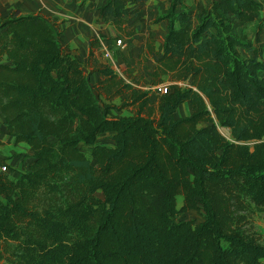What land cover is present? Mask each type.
<instances>
[{
  "label": "trees",
  "instance_id": "1",
  "mask_svg": "<svg viewBox=\"0 0 264 264\" xmlns=\"http://www.w3.org/2000/svg\"><path fill=\"white\" fill-rule=\"evenodd\" d=\"M145 1L105 0L99 13L131 36L130 6ZM181 3L171 0L154 19L167 26L159 49L149 46L151 85L163 84L156 79L163 75L171 82L156 105L107 63L91 64L95 92L44 17L15 10L0 20V120L32 153L17 178L0 173V264L264 259V241L246 215L252 205L264 218V50L235 29L254 26L258 42L261 4L212 0L194 14L177 11ZM100 40L89 41V61ZM124 91L128 98L116 106L112 97ZM184 102L190 113L176 118ZM134 105V113H115ZM191 209L204 221L176 220Z\"/></svg>",
  "mask_w": 264,
  "mask_h": 264
},
{
  "label": "rangeland",
  "instance_id": "2",
  "mask_svg": "<svg viewBox=\"0 0 264 264\" xmlns=\"http://www.w3.org/2000/svg\"><path fill=\"white\" fill-rule=\"evenodd\" d=\"M185 4L178 5L177 11L183 8H189L193 11L194 14H197L201 11L202 7H204L207 3V0H183ZM210 5H211V1ZM261 1V12L264 16V0ZM188 2V4H187ZM133 8V13L127 16V22H126V29L132 30L133 33L131 36H125V33L123 31H118L115 29V27L111 25L113 30V40L121 39L122 43L124 41L126 42V46L121 49L119 44L113 43L112 45H108L106 49H108L112 60L107 61L105 63H108V65L111 66V68L119 75H121V78L124 79L126 82H130V84H136V89H140L142 91L148 92L149 100L152 102L153 105H156L159 99V94L155 91L151 90L152 85L156 82H153V77L151 76V72L153 71L154 67V61L152 57V52L150 50V45L154 48V50L159 49V46L162 44L164 34L166 32V20H162L159 22L154 21V15L155 13L152 12V14H148L145 16L140 15L142 13V10H140L138 7L130 6ZM164 10V7L161 8L160 12ZM158 12V13H160ZM154 15V16H153ZM3 19L0 17V20ZM235 29L237 32H240L241 30L243 32H246L247 36L251 39L253 44L255 46H259L262 51L264 50V30H260L258 33V42H255V37H257V34H255L254 26H245L243 24L235 23ZM102 33H99L96 37L98 38ZM93 38V39H94ZM105 39V36H104ZM60 42L62 45V48L65 49V44L63 42V39L60 34ZM157 48V49H156ZM244 55H247L246 48L243 50ZM160 54V53H159ZM101 57L103 58V54L101 53ZM262 57V56H261ZM260 57V58H261ZM84 73L88 76L89 83L92 86L93 90L95 92H99L98 90V82L99 78L95 80V76L93 75V65L90 64L89 56L87 60V66H85V69L82 68ZM157 81L162 82L163 84L169 85L170 79L168 75L159 76L156 78ZM161 79V80H160ZM187 80V79H186ZM185 80V81H186ZM187 82V81H186ZM135 87V86H134ZM129 96V93L127 91H124L112 98L113 101H115L116 106H121V104L124 102L125 99H127ZM117 97V98H116ZM99 103L101 106H103L105 100L107 101V97L104 93L101 92V95H99ZM137 105L134 106H128L125 110L120 111V113H125L126 111H130L132 113L136 112ZM187 115V108L185 105H180L178 109L175 111L174 116L176 118L184 117ZM206 123H200L199 126H204ZM219 131L228 139L231 138L230 131L227 127L218 126ZM105 138L100 136L99 140L103 141ZM88 154V153H87ZM93 160L91 159V162ZM2 163H0L1 165ZM96 197L102 199L103 195L101 191L96 192ZM183 196L178 195L176 197V207L179 209L183 204ZM247 215V221L249 218V223H251L252 227L256 230L257 233L260 234L259 238L261 241H264V218L263 213L256 208L255 206H250L249 209L246 211ZM176 220H191L195 223H200L204 221V213L202 210H188L184 213L178 214L176 217Z\"/></svg>",
  "mask_w": 264,
  "mask_h": 264
},
{
  "label": "crops",
  "instance_id": "3",
  "mask_svg": "<svg viewBox=\"0 0 264 264\" xmlns=\"http://www.w3.org/2000/svg\"><path fill=\"white\" fill-rule=\"evenodd\" d=\"M170 1L146 0L136 7H140L139 9L142 10L140 15L145 16V14L148 15L154 12V15H156L155 19L166 11ZM104 2L105 0H0V17L5 18L11 12L19 10L20 14L39 15L49 20L60 32L65 44V51L76 56L81 68L85 69L89 56L90 40L99 33L105 36L103 44L94 49L90 64L105 63L106 61L104 57H101V53L103 54L108 45L110 46L117 42L113 40L111 25L103 22L99 13V7ZM182 2L185 4L183 0ZM259 2L261 3V1ZM209 6L210 1L207 0L206 5L202 8ZM162 7H164V10L160 12ZM230 18L234 20L233 16H230ZM119 46L123 49L126 46V42H121ZM93 75L95 80L99 78L97 73H93ZM119 76L121 77V75ZM132 86H135L134 88L136 89L138 85L132 84ZM181 105H185L188 115L190 113L189 103L184 102ZM122 110L125 109L115 111V113L120 115L129 114L128 111L120 113ZM31 154L26 143L13 142V137L6 132L0 120V163H4L9 167V178L15 179L25 172L31 159ZM259 264H264V259H260Z\"/></svg>",
  "mask_w": 264,
  "mask_h": 264
},
{
  "label": "built area",
  "instance_id": "4",
  "mask_svg": "<svg viewBox=\"0 0 264 264\" xmlns=\"http://www.w3.org/2000/svg\"><path fill=\"white\" fill-rule=\"evenodd\" d=\"M116 41H117L116 42L117 44H120L122 42L121 39H117ZM103 42H104L103 40H100V45L103 44ZM103 57L107 61H111L112 60L108 49L104 50ZM151 90L155 91L158 94H166L169 91V88H168V85H166V84H158V85H152ZM0 172H8L9 173L8 166L6 164H1L0 165Z\"/></svg>",
  "mask_w": 264,
  "mask_h": 264
}]
</instances>
